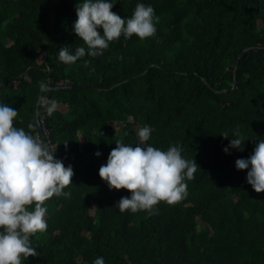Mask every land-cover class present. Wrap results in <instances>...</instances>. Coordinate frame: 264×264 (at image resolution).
Listing matches in <instances>:
<instances>
[{
  "label": "trees",
  "instance_id": "1",
  "mask_svg": "<svg viewBox=\"0 0 264 264\" xmlns=\"http://www.w3.org/2000/svg\"><path fill=\"white\" fill-rule=\"evenodd\" d=\"M112 2L125 19L138 3L153 7L156 34L121 36L102 55L65 64L61 47L87 49L73 28L83 0H0V103L18 111L17 128L34 124L33 135L42 120L55 158L74 172L64 189L71 195L46 202L47 231L31 238L39 255L23 264H264V192L235 167L264 139V0ZM249 47L235 88L218 93ZM61 80L69 85L56 89ZM41 82L50 89L37 118ZM79 83L86 86L68 88ZM49 100L57 102L51 116ZM144 126L153 129L147 144L179 146L200 168L180 203L161 202L155 215L121 213L115 206L131 193L110 190L99 168L116 141L140 143ZM237 128L244 151L226 154Z\"/></svg>",
  "mask_w": 264,
  "mask_h": 264
},
{
  "label": "clouds",
  "instance_id": "2",
  "mask_svg": "<svg viewBox=\"0 0 264 264\" xmlns=\"http://www.w3.org/2000/svg\"><path fill=\"white\" fill-rule=\"evenodd\" d=\"M114 4L112 0H83L77 6L73 28L87 49L77 47L72 54L69 46L61 47L60 62L72 64L85 55L100 56L110 42L121 36L129 39L135 35L143 41L156 34L160 18L153 7L138 3L132 16L125 19L112 11ZM99 29L103 30L102 34ZM89 63L85 60L84 66ZM45 87L41 82L40 88ZM45 107L51 116L57 102L49 100ZM17 116L16 109L0 103V264H23L28 257L39 255L31 238L47 231L45 204L54 195L70 196L64 189L72 185L74 175L71 165L65 167L55 158L56 150L32 134L34 124L28 125L29 131L14 126ZM152 131L150 126L142 127L138 131L140 143L136 146L116 141L106 164L99 168V176L110 190L124 189L131 193L117 202L115 207L121 213L145 211L155 215L158 214L156 206L161 202L180 203L188 195L186 181L194 180L200 168L194 159L182 156L179 146H170L165 151L147 144ZM220 135L229 138L227 132ZM233 136L223 149L226 154L230 148L244 151L246 140L238 128L233 130ZM235 167L248 170L247 183L257 193L264 192V139L255 144L250 157L237 159ZM93 264H105L104 258L97 257Z\"/></svg>",
  "mask_w": 264,
  "mask_h": 264
},
{
  "label": "water",
  "instance_id": "3",
  "mask_svg": "<svg viewBox=\"0 0 264 264\" xmlns=\"http://www.w3.org/2000/svg\"><path fill=\"white\" fill-rule=\"evenodd\" d=\"M254 48H256V47H249V48L243 49V50L239 53V55H238V57H237V60H236V62H235L234 68H233V73H232V74H233V80H232V85H231V87H230L229 89H224V90L217 91L218 93H221V94H223V93H228V92L232 91V90L235 88V84H236V79H235V77H236V71H237V67H238V64H239L240 58H241V56H242L244 53H246L248 50H251V49H254ZM146 72H147V70H146L145 72H143L142 74H144V73H146ZM131 79H132V78H131ZM202 80H203L204 83H206L205 79H202ZM124 82H126V81H124ZM117 85H118V84H117ZM83 86H86V84H84V83H79V84H76V85H71V86H69L68 88L83 87ZM49 89H50L49 87H45L44 89H41V91H40V94H39L38 99H37V104H36V117H37V118H38V112H39V104H40V102H41V100H42L43 92L46 91V90H49ZM56 89H61V87H56ZM43 142L47 143V140H46L45 138H43ZM47 144H48V143H47Z\"/></svg>",
  "mask_w": 264,
  "mask_h": 264
},
{
  "label": "built area",
  "instance_id": "4",
  "mask_svg": "<svg viewBox=\"0 0 264 264\" xmlns=\"http://www.w3.org/2000/svg\"><path fill=\"white\" fill-rule=\"evenodd\" d=\"M68 85H69V81L68 80H61V81H59L58 83L55 84L56 87H64V86H68ZM42 100L45 101L46 99L42 98ZM38 126H39V131L36 132L34 135L38 139H40L41 141H43V138H45L47 140V143L50 145L49 139H48V134H47V131L45 130V128L43 126V121L42 120L39 121ZM51 148L53 150L52 146H51Z\"/></svg>",
  "mask_w": 264,
  "mask_h": 264
},
{
  "label": "rangeland",
  "instance_id": "5",
  "mask_svg": "<svg viewBox=\"0 0 264 264\" xmlns=\"http://www.w3.org/2000/svg\"><path fill=\"white\" fill-rule=\"evenodd\" d=\"M115 128H118V125H115Z\"/></svg>",
  "mask_w": 264,
  "mask_h": 264
}]
</instances>
